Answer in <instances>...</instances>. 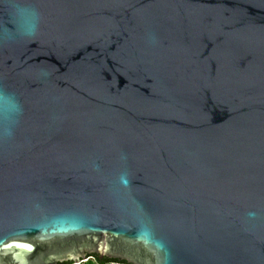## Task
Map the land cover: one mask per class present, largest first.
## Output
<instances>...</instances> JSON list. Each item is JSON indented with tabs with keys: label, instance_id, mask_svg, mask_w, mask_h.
<instances>
[{
	"label": "water",
	"instance_id": "1",
	"mask_svg": "<svg viewBox=\"0 0 264 264\" xmlns=\"http://www.w3.org/2000/svg\"><path fill=\"white\" fill-rule=\"evenodd\" d=\"M84 251L264 264V0H0V264Z\"/></svg>",
	"mask_w": 264,
	"mask_h": 264
},
{
	"label": "flooded vegetation",
	"instance_id": "2",
	"mask_svg": "<svg viewBox=\"0 0 264 264\" xmlns=\"http://www.w3.org/2000/svg\"><path fill=\"white\" fill-rule=\"evenodd\" d=\"M83 254H84V256L80 257L78 261L84 259L85 257L90 256L91 258L88 259L86 262H89L92 264H98V263L107 264V263H109V261H116V262H123V263L131 264L130 262L123 260V259L109 258L107 256H100L99 254H96V253H89V252L84 251ZM65 261L71 262L70 264H74V263L78 262L75 260H65ZM86 262H83V263H86ZM83 263H80V264H83Z\"/></svg>",
	"mask_w": 264,
	"mask_h": 264
},
{
	"label": "built area",
	"instance_id": "3",
	"mask_svg": "<svg viewBox=\"0 0 264 264\" xmlns=\"http://www.w3.org/2000/svg\"><path fill=\"white\" fill-rule=\"evenodd\" d=\"M91 257H85L84 259L74 263V264H80V263H83V262H86L88 259H90ZM99 264V263H98ZM107 264H127V263H123V262H114V261H109V263Z\"/></svg>",
	"mask_w": 264,
	"mask_h": 264
},
{
	"label": "trees",
	"instance_id": "4",
	"mask_svg": "<svg viewBox=\"0 0 264 264\" xmlns=\"http://www.w3.org/2000/svg\"><path fill=\"white\" fill-rule=\"evenodd\" d=\"M103 261V260H102ZM71 262L69 261H61V262H57L55 264H70ZM83 264H92V263H89V262H86V263H83Z\"/></svg>",
	"mask_w": 264,
	"mask_h": 264
}]
</instances>
